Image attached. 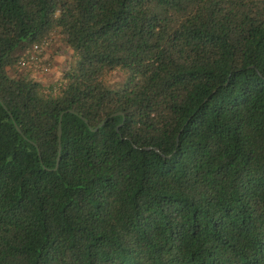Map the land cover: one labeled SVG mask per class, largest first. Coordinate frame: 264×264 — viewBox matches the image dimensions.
I'll return each mask as SVG.
<instances>
[{"label":"trees","instance_id":"1","mask_svg":"<svg viewBox=\"0 0 264 264\" xmlns=\"http://www.w3.org/2000/svg\"><path fill=\"white\" fill-rule=\"evenodd\" d=\"M0 100V264H264V0H0Z\"/></svg>","mask_w":264,"mask_h":264},{"label":"rangeland","instance_id":"2","mask_svg":"<svg viewBox=\"0 0 264 264\" xmlns=\"http://www.w3.org/2000/svg\"><path fill=\"white\" fill-rule=\"evenodd\" d=\"M50 42H52L50 44ZM47 45V49L45 51V59L50 60V70L47 73L41 72H30L32 77H35L42 81L43 83H47L49 81L57 80L61 75L64 69H66L69 65V51L66 47H64L59 40L55 39L50 41ZM18 71H24L18 68ZM26 71V70H25ZM111 80L119 79V74L111 76Z\"/></svg>","mask_w":264,"mask_h":264},{"label":"built area","instance_id":"3","mask_svg":"<svg viewBox=\"0 0 264 264\" xmlns=\"http://www.w3.org/2000/svg\"><path fill=\"white\" fill-rule=\"evenodd\" d=\"M48 45V38L34 43L18 59L17 66L29 72L47 73L50 70V60L45 59V51Z\"/></svg>","mask_w":264,"mask_h":264},{"label":"water","instance_id":"4","mask_svg":"<svg viewBox=\"0 0 264 264\" xmlns=\"http://www.w3.org/2000/svg\"><path fill=\"white\" fill-rule=\"evenodd\" d=\"M0 103L3 105V103H2V101L0 100ZM4 106V105H3ZM5 107V106H4ZM117 114H119V113H114V114H112L111 116H114V115H117ZM61 120H62V113L60 114V116H59V121H58V137H59V149H58V155H57V160H56V164H55V166H54V169H56L57 168V166H58V163H59V158H60V149H61V145H60V136H61ZM106 120L107 119H105L102 123H100L96 128H91L90 126V129L92 130V131H96L98 128H100L105 122H106ZM84 121H85V123H87L88 124V121L86 120V119H84ZM118 127L119 126H117V130H118ZM17 128V130L20 132V129L18 128V127H16ZM157 150V149H156Z\"/></svg>","mask_w":264,"mask_h":264}]
</instances>
